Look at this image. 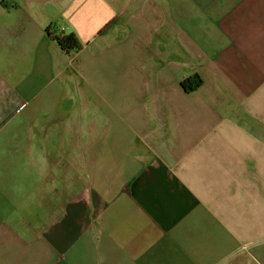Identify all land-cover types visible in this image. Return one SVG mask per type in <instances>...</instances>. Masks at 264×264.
<instances>
[{
	"label": "crops",
	"instance_id": "obj_1",
	"mask_svg": "<svg viewBox=\"0 0 264 264\" xmlns=\"http://www.w3.org/2000/svg\"><path fill=\"white\" fill-rule=\"evenodd\" d=\"M0 264H264V0H0Z\"/></svg>",
	"mask_w": 264,
	"mask_h": 264
},
{
	"label": "trees",
	"instance_id": "obj_2",
	"mask_svg": "<svg viewBox=\"0 0 264 264\" xmlns=\"http://www.w3.org/2000/svg\"><path fill=\"white\" fill-rule=\"evenodd\" d=\"M112 22L107 24L103 31L106 30ZM49 37L55 40L58 45L65 51L69 52L72 50L79 51L82 48V43L74 33H68L58 24L49 25L46 28ZM202 84V79L198 74H194L190 77L184 78L181 81V85L187 92L196 90Z\"/></svg>",
	"mask_w": 264,
	"mask_h": 264
},
{
	"label": "built area",
	"instance_id": "obj_3",
	"mask_svg": "<svg viewBox=\"0 0 264 264\" xmlns=\"http://www.w3.org/2000/svg\"><path fill=\"white\" fill-rule=\"evenodd\" d=\"M63 30H65V28H62Z\"/></svg>",
	"mask_w": 264,
	"mask_h": 264
}]
</instances>
